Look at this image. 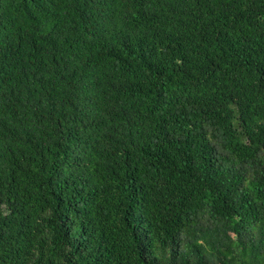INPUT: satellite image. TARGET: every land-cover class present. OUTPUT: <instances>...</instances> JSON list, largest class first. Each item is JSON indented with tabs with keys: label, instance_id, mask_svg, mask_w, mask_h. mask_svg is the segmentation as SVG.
<instances>
[{
	"label": "trees",
	"instance_id": "16d2710c",
	"mask_svg": "<svg viewBox=\"0 0 264 264\" xmlns=\"http://www.w3.org/2000/svg\"><path fill=\"white\" fill-rule=\"evenodd\" d=\"M0 264H264V0H0Z\"/></svg>",
	"mask_w": 264,
	"mask_h": 264
}]
</instances>
